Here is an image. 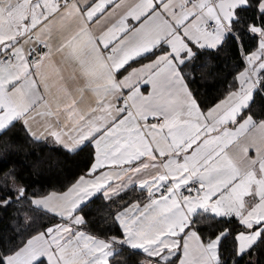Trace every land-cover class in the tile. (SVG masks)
Returning <instances> with one entry per match:
<instances>
[{
    "label": "snow or ice",
    "instance_id": "obj_1",
    "mask_svg": "<svg viewBox=\"0 0 264 264\" xmlns=\"http://www.w3.org/2000/svg\"><path fill=\"white\" fill-rule=\"evenodd\" d=\"M0 213V264H264V0H0Z\"/></svg>",
    "mask_w": 264,
    "mask_h": 264
},
{
    "label": "trees",
    "instance_id": "obj_2",
    "mask_svg": "<svg viewBox=\"0 0 264 264\" xmlns=\"http://www.w3.org/2000/svg\"><path fill=\"white\" fill-rule=\"evenodd\" d=\"M207 90H211L208 85H205V86L201 87V91H207ZM19 135L21 137L23 136L22 133H20ZM21 142L23 143L22 140H21ZM30 150H31V146H27L26 145L25 148H24V151L20 153L19 160L22 163H29L31 161V159H33V157L26 156V153L29 152ZM37 151L39 152V149ZM42 154L45 156V158H49L50 157V158L55 159V157H56V153L49 152L47 149H44ZM46 175H53L54 176V174H46ZM61 179H62V177H61ZM41 183L43 184L45 189L51 190L53 185H56V186L59 185V180L56 179V178H52L50 180L49 179H45V180H42ZM37 187H39V185ZM3 215H4L3 213H0V217H2ZM4 222H6V221H4Z\"/></svg>",
    "mask_w": 264,
    "mask_h": 264
}]
</instances>
